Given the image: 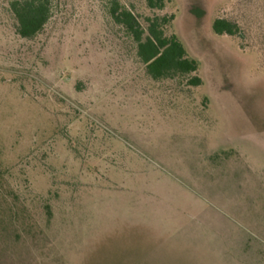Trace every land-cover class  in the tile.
<instances>
[{
    "label": "rangeland",
    "instance_id": "374dc122",
    "mask_svg": "<svg viewBox=\"0 0 264 264\" xmlns=\"http://www.w3.org/2000/svg\"><path fill=\"white\" fill-rule=\"evenodd\" d=\"M53 1L24 39L0 0V264H264V0H165L197 86Z\"/></svg>",
    "mask_w": 264,
    "mask_h": 264
},
{
    "label": "trees",
    "instance_id": "16d2710c",
    "mask_svg": "<svg viewBox=\"0 0 264 264\" xmlns=\"http://www.w3.org/2000/svg\"><path fill=\"white\" fill-rule=\"evenodd\" d=\"M105 18L109 24L122 31L125 37L136 45L139 61L153 79L181 81L187 78L190 86L201 84L195 74L199 69L197 59L191 57L185 46L174 34H166V28L173 21V14L159 15L165 7V0H144L151 15L141 16L121 0H101ZM7 7L13 19L15 33L24 39L40 34L54 14L53 0H7ZM214 34L235 35V23L217 18L212 23Z\"/></svg>",
    "mask_w": 264,
    "mask_h": 264
}]
</instances>
